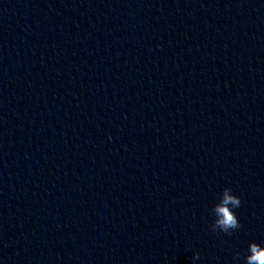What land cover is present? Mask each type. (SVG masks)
Wrapping results in <instances>:
<instances>
[{
    "label": "clouds",
    "instance_id": "clouds-1",
    "mask_svg": "<svg viewBox=\"0 0 264 264\" xmlns=\"http://www.w3.org/2000/svg\"><path fill=\"white\" fill-rule=\"evenodd\" d=\"M240 204V198L233 195L230 188H225L220 203L216 204L212 209L217 216L212 225L213 231L219 229L220 231L228 233L232 229H238L240 224L233 209L238 208ZM249 252L250 254L245 258L246 264H264V247L256 243H251L249 244ZM199 258L200 254L195 253L193 259L196 260Z\"/></svg>",
    "mask_w": 264,
    "mask_h": 264
}]
</instances>
